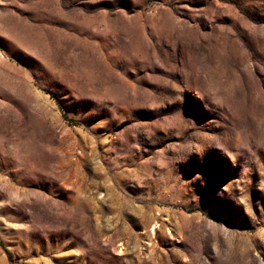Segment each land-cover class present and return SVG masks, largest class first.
Instances as JSON below:
<instances>
[{"label":"rangeland","instance_id":"obj_1","mask_svg":"<svg viewBox=\"0 0 264 264\" xmlns=\"http://www.w3.org/2000/svg\"><path fill=\"white\" fill-rule=\"evenodd\" d=\"M0 264H264V0H0Z\"/></svg>","mask_w":264,"mask_h":264}]
</instances>
